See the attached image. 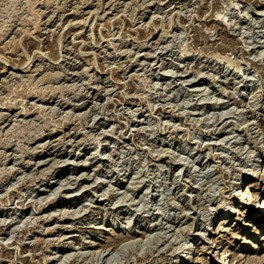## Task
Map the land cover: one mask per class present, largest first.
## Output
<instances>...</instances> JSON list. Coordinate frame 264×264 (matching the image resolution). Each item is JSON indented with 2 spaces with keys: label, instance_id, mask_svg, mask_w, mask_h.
I'll use <instances>...</instances> for the list:
<instances>
[{
  "label": "rangeland",
  "instance_id": "374dc122",
  "mask_svg": "<svg viewBox=\"0 0 264 264\" xmlns=\"http://www.w3.org/2000/svg\"><path fill=\"white\" fill-rule=\"evenodd\" d=\"M262 218L264 0H0V264H264Z\"/></svg>",
  "mask_w": 264,
  "mask_h": 264
},
{
  "label": "bare ground",
  "instance_id": "6f19581e",
  "mask_svg": "<svg viewBox=\"0 0 264 264\" xmlns=\"http://www.w3.org/2000/svg\"><path fill=\"white\" fill-rule=\"evenodd\" d=\"M98 3V2H97ZM149 4V3H148ZM91 12V11H90ZM76 13V12H75ZM60 16V15H59ZM102 19V18H101ZM224 23V22H223ZM52 31V30H51ZM26 32V31H25ZM102 49V48H101ZM106 60V59H105ZM144 62V61H143ZM119 68V67H118ZM36 70V69H35ZM131 71V70H130ZM187 71H189V70H187ZM87 73V72H86ZM89 75V74H88ZM131 78V77H130ZM91 79V78H90ZM187 81V80H186ZM190 83V82H189ZM191 89V88H190ZM8 92V91H7ZM5 101V100H4ZM8 105V104H7ZM4 107V106H3ZM20 112V111H19ZM3 117V116H2ZM219 121V120H218ZM4 124V123H3ZM242 152V151H241ZM100 155V154H99ZM42 162V161H41ZM41 162H39L40 164H41ZM70 163H72V162H70ZM39 165V164H38ZM36 166V165H35ZM44 166V165H43ZM262 168H263V165H262ZM65 171V169L63 170V169H61L59 172L60 173H62V172H64ZM44 172V171H43ZM59 173V174H60ZM253 176H254V171H253V174H252ZM252 175H251V177H252ZM257 176V175H256ZM57 177V176H56ZM70 177V176H69ZM76 178V177H75ZM196 182V181H195ZM94 183V182H93ZM97 183V182H96ZM91 184V183H90ZM94 185V184H93ZM98 186V185H97ZM96 186V187H97ZM237 186H239V184L237 185ZM247 186V185H246ZM95 187V188H96ZM241 187V185L238 187V190L240 191V188ZM81 190V189H80ZM94 190V189H93ZM106 190V189H105ZM76 192V191H75ZM92 193V192H91ZM130 195V194H129ZM239 200H238V205H234V204H232V206H230V207H228V209H227V211H226V213L224 214V217L223 218H221L220 219V221H221V223L220 224H230L229 223V221L228 220H230V219H232V217L233 218H236L237 217V215H238V217L239 216H248V214L246 213V212H242L239 208H242V210H244V209H246L248 206H250V205H252V203H249V195H250V193L247 191V190H242V191H240L239 192ZM252 196V198L254 199V196L253 195H251ZM130 197V196H129ZM125 198V197H124ZM256 198V197H255ZM236 204V203H235ZM121 207V206H120ZM82 209V208H81ZM249 209V208H248ZM86 210V209H85ZM184 210V209H183ZM83 212V211H82ZM77 213V212H76ZM89 215V214H88ZM49 216V215H48ZM64 217V216H63ZM75 217V216H74ZM117 217H118V215H117ZM118 219V218H117ZM260 219V218H259ZM258 219V220H259ZM262 219H264V218H262ZM85 220V219H84ZM240 219L239 218H236L235 219V221H239ZM234 221V222H235ZM189 225V224H188ZM232 226H234V223H232L231 224ZM249 225V224H248ZM224 228H225V230H224ZM253 228V227H252ZM112 230H114V229H108V232H111ZM222 230H223V232H227L228 230H231L230 228H228V226H223L222 227ZM135 232V231H134ZM139 231H136V233H138ZM215 234H218L217 232L215 233ZM259 234V233H258ZM221 237V236H220ZM262 238L261 239H263L264 240V237H263V235L261 236ZM205 239V238H204ZM247 241H246V245L248 244V245H250V242L248 241V239H246ZM44 241V240H43ZM204 245L202 246V248H201V252L199 253L200 255L201 254H210L211 252H210V250H212V252L214 251V249H216L217 247V239H212V242H211V244H210V246L209 245H207V244H209V242H207V241H204ZM135 245V244H134ZM177 246V245H176ZM252 246V245H251ZM175 247V246H174ZM192 245L190 244V247L189 248H187V250L186 251H184L183 253H186L187 252V254L185 255V256H182L181 257V255H180V261H178V263L177 264H181V261H184V258L185 257H188V263H186V264H189L190 263V260H191V257H192V255L195 253V250L193 251V249H192ZM253 247H254V245H253ZM173 249V248H172ZM171 249V250H172ZM204 249H207V250H209L207 253H206V251H202V250H204ZM174 250V249H173ZM178 250H180V248H178L177 249V251H176V254L178 253ZM95 253V252H94ZM174 253V252H173ZM228 253H229V251L227 250V251H225V253H223L222 254V256L220 257V259L218 258H216L215 256H216V254L214 253H212V260H216V262L218 261L220 264H224V263H226V260H227V258H225L224 256L226 255H228ZM110 254V253H109ZM175 254V253H174ZM176 254H175V256H176ZM189 254H191V255H189ZM85 255V254H84ZM80 256V255H79ZM241 256V255H240ZM97 257V256H96ZM47 258V257H46ZM216 258V259H215ZM100 260V259H99ZM132 263V262H131Z\"/></svg>",
  "mask_w": 264,
  "mask_h": 264
}]
</instances>
